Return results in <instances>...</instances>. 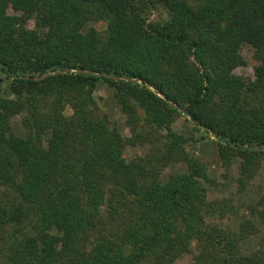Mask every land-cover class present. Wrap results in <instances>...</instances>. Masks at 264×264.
Masks as SVG:
<instances>
[{
  "label": "trees",
  "instance_id": "16d2710c",
  "mask_svg": "<svg viewBox=\"0 0 264 264\" xmlns=\"http://www.w3.org/2000/svg\"><path fill=\"white\" fill-rule=\"evenodd\" d=\"M251 61L254 77L235 73ZM0 70V264H264V190L216 195L192 150L214 136L222 178L253 190L264 0H0Z\"/></svg>",
  "mask_w": 264,
  "mask_h": 264
},
{
  "label": "rangeland",
  "instance_id": "374dc122",
  "mask_svg": "<svg viewBox=\"0 0 264 264\" xmlns=\"http://www.w3.org/2000/svg\"><path fill=\"white\" fill-rule=\"evenodd\" d=\"M154 16V14H153ZM152 16V17H153ZM88 26L95 27L99 31H103L106 29L107 24L104 21L92 22ZM28 28H35L36 23L34 20H30ZM251 51H247V57H251ZM254 61L249 62L247 66L238 67L235 69V73L245 76L254 77ZM4 71L0 70V94L7 95L9 90L7 88V78ZM95 96L101 106V108L108 113L113 125L121 128L126 135H131L130 129L126 124V117L123 112L120 110L117 102L113 99L111 89L107 85H102L99 89L95 91ZM67 113H71V109L68 108L66 110ZM21 116H17L14 119L15 125L20 126ZM189 119V118H188ZM191 121V120H190ZM194 123L193 121H191ZM175 127L177 129L189 130L191 131L192 125L189 124L184 118L180 117L175 123ZM19 131H22V128H19ZM216 138L214 136L210 138H205L201 141H198L196 145H193L192 150L196 151L199 155H201L210 165L213 171L216 173V177L223 181V184L213 188V192L219 196H228L234 198L235 202L238 205L244 204L247 205L249 202L255 201L262 190H264V165L261 168L259 174L253 181L252 188L248 193L237 194L234 184L233 178H230L228 181H225L221 176V167L219 158L217 156V150L214 141ZM149 149L148 146H128L125 155L129 158H132L137 155H143ZM169 170V169H168ZM236 174V168L233 169V175ZM234 217V216H232ZM235 219V218H234ZM254 239V238H253ZM249 239L243 248H253L256 246L257 240ZM189 260V259H188ZM186 264V263H185Z\"/></svg>",
  "mask_w": 264,
  "mask_h": 264
},
{
  "label": "water",
  "instance_id": "95a60500",
  "mask_svg": "<svg viewBox=\"0 0 264 264\" xmlns=\"http://www.w3.org/2000/svg\"><path fill=\"white\" fill-rule=\"evenodd\" d=\"M35 78H37V77H35ZM173 105H175L171 100H169Z\"/></svg>",
  "mask_w": 264,
  "mask_h": 264
}]
</instances>
